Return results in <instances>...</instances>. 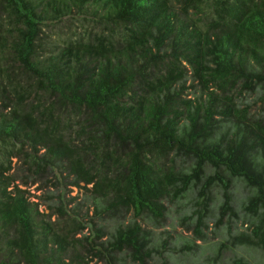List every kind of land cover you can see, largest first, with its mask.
Returning a JSON list of instances; mask_svg holds the SVG:
<instances>
[{"label": "trees", "instance_id": "trees-1", "mask_svg": "<svg viewBox=\"0 0 264 264\" xmlns=\"http://www.w3.org/2000/svg\"><path fill=\"white\" fill-rule=\"evenodd\" d=\"M55 25L69 33L50 42ZM234 179L248 226L217 252L249 264L238 249L264 252V0H0V264H123L125 249L146 264L158 248L136 217L163 220L197 182L193 203L219 187L234 213Z\"/></svg>", "mask_w": 264, "mask_h": 264}, {"label": "rangeland", "instance_id": "rangeland-1", "mask_svg": "<svg viewBox=\"0 0 264 264\" xmlns=\"http://www.w3.org/2000/svg\"><path fill=\"white\" fill-rule=\"evenodd\" d=\"M68 25L49 26L44 28V32L49 35L48 40L50 42L57 41L61 37L59 32L67 34ZM64 31V32H63ZM61 33V32H60ZM47 48V47H46ZM43 48V49H46ZM190 86V79L186 83ZM194 91L193 87L188 88V93L192 95ZM246 102L249 103L250 113L262 112L263 109L260 106V101L257 99V93H245ZM177 164L187 166L190 163L189 159L185 161L177 159ZM40 184V183H38ZM37 184L30 187V191L33 194H42L43 191L35 190ZM200 182L193 185V188L186 192L185 195L174 201L166 202V212L163 220L155 219L151 214L144 213L139 217H136L143 228L147 230L150 236L149 246H157L156 249H152L151 256L148 258L146 264H228L231 261L233 252L228 247H222L217 252V248L221 242L230 240L233 235L238 232L245 231L248 226V216L244 212L243 201L245 200L248 190L239 180H232L230 188L231 204L234 208V213L226 209L220 217L219 206L223 201V195L219 187L214 189V197L208 201V205L203 208L196 203H193V196L197 192ZM71 190L67 194L76 195L79 194L77 201H82L83 211L89 206V212L93 215V203L92 200L84 193V190L71 186ZM45 191H47L45 189ZM51 193V192H50ZM33 199V198H32ZM34 199H37L34 197ZM55 198L49 199V203H54ZM72 202L71 204H74ZM45 205V204H44ZM41 206V208L44 207ZM199 207L203 211L201 215L202 223L197 225V212ZM49 212V210H48ZM123 221L125 223L131 222L134 219V211L129 209L123 210ZM52 218L55 219L56 215L53 214ZM106 230H113L115 222L107 216V218L100 219L99 225ZM84 233H88L87 229L78 233V237H82ZM109 234H105L100 240H106ZM164 245H163V244ZM242 255L249 264H264V252L258 248L243 247L236 251ZM129 250H123L119 254L123 258V264H136L128 257ZM223 258V259H222ZM224 260V261H223Z\"/></svg>", "mask_w": 264, "mask_h": 264}]
</instances>
